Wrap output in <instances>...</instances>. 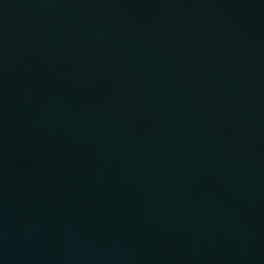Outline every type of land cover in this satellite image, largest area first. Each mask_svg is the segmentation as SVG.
I'll return each mask as SVG.
<instances>
[{"label":"water","instance_id":"95a60500","mask_svg":"<svg viewBox=\"0 0 264 264\" xmlns=\"http://www.w3.org/2000/svg\"><path fill=\"white\" fill-rule=\"evenodd\" d=\"M0 264H264V0H0Z\"/></svg>","mask_w":264,"mask_h":264}]
</instances>
